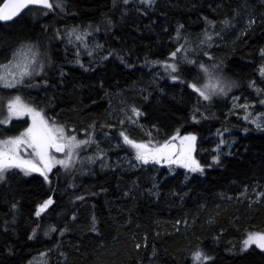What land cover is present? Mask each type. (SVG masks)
<instances>
[{
	"label": "trees",
	"instance_id": "obj_1",
	"mask_svg": "<svg viewBox=\"0 0 264 264\" xmlns=\"http://www.w3.org/2000/svg\"><path fill=\"white\" fill-rule=\"evenodd\" d=\"M5 1L0 0V7ZM64 5L63 11L32 8L13 22L0 23V65L21 45L38 44L51 66L32 86L11 94L79 134L95 125L94 135L106 139L108 166L99 163L76 181L52 176L50 184L39 175L9 172L0 182V264H31L42 258L46 264H193L191 254L198 249L214 258L211 264H264V252L255 246L241 250L249 232H264V197L259 195L264 192V130L245 121L239 107L263 110L259 67L264 64V0H155L151 8L117 0H64ZM247 15L255 23L244 27ZM179 25L184 27L177 41ZM79 28L96 32L103 47L75 67L79 58L67 34ZM212 30L219 35L210 45L222 43L218 36L229 40L208 51H215L238 87L225 99L197 105L186 83L159 74L161 65L152 62L169 60L185 40L190 59L208 61L193 39ZM181 74L191 81L197 72L181 63ZM233 97L239 98L238 107H233ZM131 107L141 113L134 120L128 118ZM26 126L24 121L0 125V138ZM177 130L197 137L203 174L172 175L139 165L121 140L115 147L121 131L139 142H162ZM221 138L226 142L221 162L212 165ZM49 197L53 205L36 217L38 205ZM93 216L97 231H92ZM50 225L57 231L45 235ZM33 229L36 236L30 239Z\"/></svg>",
	"mask_w": 264,
	"mask_h": 264
},
{
	"label": "snow or ice",
	"instance_id": "obj_2",
	"mask_svg": "<svg viewBox=\"0 0 264 264\" xmlns=\"http://www.w3.org/2000/svg\"><path fill=\"white\" fill-rule=\"evenodd\" d=\"M124 5H129L130 0H122ZM116 0H114V4ZM141 5H145L151 8L155 4V0H139ZM29 6H36L42 10L59 9L64 10V0H7L0 7V23L13 22L20 15V13L29 8ZM47 15V11L44 12ZM111 23V21H109ZM213 28H215V22H208ZM255 23V19L248 21L249 26ZM225 26H230V21L225 20L223 22ZM184 26L179 25L177 29L176 39H181L179 29ZM98 30V29H97ZM217 35H219L217 33ZM87 32H79L77 29H72L68 34L69 42H79L85 44L87 47L86 39ZM213 39L207 31L204 34V40L201 43L210 42ZM187 40L183 44H179L175 51L170 53L169 60L165 61H153L154 64H159L163 70L168 74L169 78L173 81L180 80L182 83H186L187 87L196 94L197 105L201 101L211 102L214 97L227 96L232 88L237 87L235 81L227 80L220 75V65L213 64L211 66L199 62L196 59H190L188 50L185 45ZM98 48H102V45H97ZM114 53H109L113 55ZM179 54V57H178ZM88 55H92L89 51ZM119 59L123 62V57L116 53ZM261 57H264V49L260 50ZM104 59H108L105 56ZM48 62L47 55L41 51L38 44L27 43L21 45L19 48L13 51L11 59L7 64L0 65V68L5 69L4 74H0V87L4 89H19L24 86H32V79L36 76L42 75L45 72L46 64ZM79 62V61H78ZM181 63L193 66V70L197 72V75L191 81H185L182 79ZM83 67V65H81ZM85 68V71H88ZM259 74L264 77V64L259 67ZM63 75V73H61ZM45 85L47 80L44 81ZM250 86L255 87V81L250 83ZM257 92L262 90L257 88ZM238 97H233V100H238ZM4 98L0 97V101ZM261 104H264V99L260 100ZM6 116L0 119V125H7L11 123L12 119L23 116L31 117V124L26 127L22 132L16 136H9L6 139H0V182L5 181L6 176L12 170H19L24 175H31L32 173H39L43 177L44 181L51 183L49 180V173L52 172L57 165L63 167L65 170L72 169L77 163L82 162L80 160V153L90 144L95 142L93 140L95 125H91L89 130H85L88 138H78L76 129L68 128L65 125L58 124L54 119L46 118L44 113L38 108L24 103L21 96L16 95L5 101ZM233 107H237L234 103ZM239 107L247 110L249 105H239ZM131 113L139 117L140 111L135 108H130ZM194 112H199V107H194ZM250 113L246 114L243 119L248 121L250 119ZM264 114L257 115L251 119V123L255 125L257 129L264 130ZM132 117H129L131 120ZM192 119L195 121L196 116ZM123 123V121H121ZM227 131V129H225ZM247 132V129H245ZM123 138V143L128 146L134 152V158L140 165H152V164H166L170 169L173 166H179L186 169L190 173H204L205 166L195 158L194 153L196 151L197 137L194 134L181 135L179 130L175 135L162 142L153 144L149 142H138L135 139L130 138L123 131L119 133ZM150 135V133H149ZM217 135L222 137L223 133L218 131ZM97 143V148L99 144ZM226 142L221 138L217 145L215 152L216 155L212 157V165H218L221 162V145ZM120 145H117L119 147ZM30 150V151H29ZM26 153V155H25ZM55 154H62L63 158H58ZM106 153L100 151L97 156L89 157L91 162L99 159L101 161V167H107L104 163ZM212 165H208L211 167ZM188 177L186 176L185 179ZM95 195V193H93ZM259 195L264 197V192H260ZM84 196H78L77 200L83 201ZM54 200L49 197L38 205L35 212L36 217H40L52 204ZM13 208L17 205L13 204ZM76 219L75 216L72 217ZM92 231H97L96 218H92ZM38 227V225H37ZM57 228L54 225H50L45 235L50 232H56ZM67 227L60 230L59 234L63 236L67 232ZM36 230L33 229L31 238H35ZM145 237V241H146ZM147 246L146 243L144 245ZM255 246L261 252H264V232H249L247 238L243 241L242 251H247L249 248ZM140 244H136V248L139 249ZM61 255H64L61 253ZM155 255V251H153ZM193 264H211L213 257L205 252L203 249H198L191 254Z\"/></svg>",
	"mask_w": 264,
	"mask_h": 264
},
{
	"label": "rangeland",
	"instance_id": "obj_3",
	"mask_svg": "<svg viewBox=\"0 0 264 264\" xmlns=\"http://www.w3.org/2000/svg\"><path fill=\"white\" fill-rule=\"evenodd\" d=\"M136 1H139V0H130V4H132V3H134V2H136ZM117 2H122L121 0H117ZM123 3V2H122ZM129 4V5H130ZM128 5V6H129ZM241 17V16H240ZM250 20V18H249V15H247L246 16V19H245V23H244V27H246V26H249V24H248V21ZM241 28V27H240ZM240 28H239V30H240ZM79 32H87L88 33V36H87V39H86V44H87V47H85V44H81V43H79V42H75V41H73V42H69V39H68V42H69V44H70V46H71V50L73 51V53H75V55H76V57L77 58H79V62H77L76 63V65H75V67H77L78 66V64L81 62L80 61V59H82L84 56H93L95 53H96V51H97V49H100V48H98L97 47V45L99 44V45H101L100 44V39H99V37H98V35H97V33L96 32H93V31H91L90 29H77ZM210 35H212V37H213V39L211 40V41H213L215 38H217V34L214 32V30H212V32L210 33V32H208ZM67 37H68V34H67ZM218 39L219 40H221L222 41V43H225L226 41H228L229 40V38L227 39V38H225V37H221V36H218ZM231 39V38H230ZM204 40V36H201L200 37V39H197V40H195V39H193V42L195 41L197 44H198V52H204V53H201L203 56H205L206 58H208V61H204L203 63H205V64H207V65H209V66H211V65H213V64H216V65H220V70H219V72H220V75H222L225 79H227V80H231V78H229V76L226 74V72H225V68H224V65H221L220 64V62H221V60H219L218 59V57H216L215 56V51L213 52V53H210V51H208V48H214V47H216V46H222V43L221 44H214L213 43V45H210V42H206V43H201V41H203ZM197 46V45H196ZM190 48V46L187 48V50ZM197 48V47H196ZM42 52H43V50H41ZM89 51H91L92 52V55H88V52ZM47 55V57H48V60H49V55L48 54H46ZM179 57V56H178ZM51 66V63H49V62H47V64H46V68H45V72H47L48 71V67H50ZM43 73L42 75H39V76H36V77H34L33 79H32V82L33 81H36V80H38V79H40V78H43L44 77V75L46 74V73ZM157 72L159 73V74H161V73H163V72H165L164 70H163V68L160 66V69H157ZM5 73V69H3V68H0V74H4ZM164 77V76H163ZM36 79V80H35ZM232 81V80H231ZM24 87H28V86H24ZM24 87H22V88H24ZM238 87V86H237ZM237 87H234V88H232V90L228 93V95L227 96H217V97H214L213 99H225V98H227L229 95H231L236 89H237ZM22 88H19V89H4V88H2V87H0V95H1V97H3L4 98V101H0V104H2V102H3V107H2V109H0V119H3L5 116H6V106H5V101L7 100V99H10V98H12V97H14V96H16V95H18V94H11V92L12 91H14V90H20V89H22ZM20 96V95H19ZM6 97V98H5ZM21 98H22V100H23V102L24 103H27V104H30V105H32V106H34V107H36V108H38L39 110H41L43 113H44V115H45V117L46 118H50V119H54L55 120V122L56 123H58V124H62V125H65V126H67L68 128H71L69 125H66V124H64V123H62L61 121H59L58 119H56L55 117H52V116H50V115H48L47 114V111H45V110H43V108H39L38 106H36V105H34V104H32L31 102H28L27 100H25L24 99V97H22L21 96ZM235 102V104L237 105V107H238V104H240V101H239V99L238 100H236V101H234ZM262 106V111H259L258 109H255V108H257V106H253V105H249V107H248V109L247 110H245V109H243V108H241V109H243L244 110V116L246 115V114H251L250 115V119L248 120V122L250 123V124H252L250 121H251V119L252 118H255L257 115H261V114H264V104H262L261 105ZM129 112H130V109H129ZM129 117H132V120H134V119H136L137 117L136 116H134L132 113H130V115H129ZM128 117V118H129ZM135 117V118H134ZM262 118H264V117H262ZM15 121H24L26 124H27V126L26 127H28L30 124H31V117L30 116H23V117H19V118H14V119H12V121H11V123H9V124H7V125H2V126H4V127H6V128H8V127H10L11 126V124L13 123V122H15ZM254 127H255V125L254 124H252ZM25 127V128H26ZM24 128V129H25ZM256 128V127H255ZM23 129V130H24ZM257 129V128H256ZM23 130H21V131H19L17 134H14V135H12V136H16V135H18L20 132H22ZM259 130V129H258ZM261 130V129H260ZM97 133H98V131H97ZM78 134V138H81V139H85V138H88V136H87V134H86V132H83V133H77ZM7 137H4V138H0V139H6ZM101 139H99L98 138V136L96 137L95 135L93 136V140L95 141V142H93L92 144H90V146H88V147H86L81 153H80V160L82 161V162H79V163H77L76 164V166L74 167V168H72V169H68V170H65L63 167H61V166H59V165H57V167L56 168H54L53 170H52V172L51 173H49V180H50V178L52 177V176H55L57 179H59L60 177H68V178H70V180H72V181H76L77 179H78V177H80V176H86V175H88L89 174V172H90V170H91V168L92 167H94V166H96L97 164H99V163H101V161L99 160V159H97V160H95V162L93 163V162H91L88 158L89 157H94V156H97L98 155V153L100 152V151H102V152H104L105 153V151H104V146H103V140H106L105 138H103V137H100ZM120 140H121V143H122V146L124 147L123 149L126 151V152H130L131 154H132V158L135 160V158H134V152H133V150H131L130 148H128V146L127 145H125L124 143H123V138L118 134V139H117V141H118V144L120 145ZM96 142H98V144H99V148H97V143ZM139 142V141H138ZM145 142H149V141H145ZM153 144H155V143H157L156 141H151ZM113 144H115V142H112ZM115 147H117V146H115ZM196 150H197V140H196ZM30 151V150H29ZM25 155H26V153H25ZM54 155H56L58 158H63V156L62 155H58V154H55L54 153ZM194 156H195V158L197 159V157H196V151H195V153H194ZM105 161V160H104ZM133 161V160H132ZM136 161V160H135ZM136 163L137 164H139V162L138 161H136ZM140 165V164H139ZM152 165H154V166H156V167H158V168H160V169H162V170H167L170 174H172V175H174L175 173H177L178 171H184L185 173H187L189 176H192V175H195V174H197V173H199V172H197V173H190V172H188L186 169H184V168H182V167H179V166H173L171 169L166 165V164H152ZM143 166H148V165H143ZM31 175H39V173H32ZM40 176V175H39ZM53 205V204H52ZM51 205V206H52ZM50 206V207H51ZM49 207V208H50ZM48 208V209H49ZM47 209V210H48ZM43 214V213H42ZM254 247V246H253ZM31 264H46V259L45 258H42V259H40V260H36L35 261V263H31Z\"/></svg>",
	"mask_w": 264,
	"mask_h": 264
},
{
	"label": "water",
	"instance_id": "obj_4",
	"mask_svg": "<svg viewBox=\"0 0 264 264\" xmlns=\"http://www.w3.org/2000/svg\"><path fill=\"white\" fill-rule=\"evenodd\" d=\"M5 2H7V0L5 1ZM4 2V3H5ZM3 5H1V7H2ZM32 8H35V9H39L38 7H36V6H29V8H27V9H24L21 13H20V15H22L24 12H26L27 10H29V9H32ZM40 10H42V9H40ZM19 15V16H20ZM18 16V17H19ZM3 24H5V23H3ZM58 155H62V154H58Z\"/></svg>",
	"mask_w": 264,
	"mask_h": 264
}]
</instances>
